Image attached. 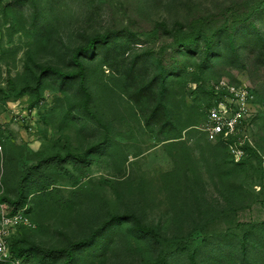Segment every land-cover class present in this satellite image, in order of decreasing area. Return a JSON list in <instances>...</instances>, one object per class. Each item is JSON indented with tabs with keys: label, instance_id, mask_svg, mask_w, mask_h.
Masks as SVG:
<instances>
[{
	"label": "rangeland",
	"instance_id": "obj_1",
	"mask_svg": "<svg viewBox=\"0 0 264 264\" xmlns=\"http://www.w3.org/2000/svg\"><path fill=\"white\" fill-rule=\"evenodd\" d=\"M108 33L83 56L94 117L77 80L41 69L71 71L73 53ZM253 34L264 40V0H0V227L35 169L10 249L25 264H64L36 248L80 242L115 215L127 220L73 264H264V52L245 44ZM221 82L255 97L256 148L241 165L204 131ZM159 104L164 127L146 123Z\"/></svg>",
	"mask_w": 264,
	"mask_h": 264
},
{
	"label": "trees",
	"instance_id": "obj_2",
	"mask_svg": "<svg viewBox=\"0 0 264 264\" xmlns=\"http://www.w3.org/2000/svg\"><path fill=\"white\" fill-rule=\"evenodd\" d=\"M110 37H111V33H108L106 35H94L92 38L88 39L87 43L84 46L79 47L73 53L71 65L74 66V69H72L71 71L64 72L62 70L55 69L52 67H45L41 69L42 76L48 75V74H54L56 76H59L60 79L62 80H77L79 84V88L84 96L83 102H82V110L85 114L89 116L95 117V115L91 112L89 108V103L91 100V93L86 86V75H87L88 69L85 67L83 63V56H89L92 58L100 48H105V46L109 44ZM230 44L234 50H237V45L233 38L230 40ZM245 44L256 50L264 52V40L257 34H253L252 36L247 37ZM159 64H160V75L158 79L161 80L163 83H165L164 80L168 76L167 75L168 71L163 66L162 61L159 60L158 65ZM144 90H145L144 88H141L138 90V93L141 95ZM213 105L214 103L211 105V107ZM146 123L147 124H159L162 127L166 126L168 124L167 107L162 104L155 106L152 109L150 115L147 117ZM218 144H220L223 147V149L226 150L228 153V148L224 144L222 143H218ZM255 148L256 147H253L248 150V156H249V151ZM228 155L231 161L237 165H241L248 158L247 156V158L243 162L235 163L229 153ZM73 160H76L82 164H85V161H81L76 158ZM61 162L62 161L58 159L55 161L56 164L61 163ZM34 170H35L34 168H29L27 170L26 174L24 175V179L22 180L21 185H20V194H19L18 199L16 201H10V204L13 207L12 215L19 213L21 209L26 207L27 197L25 193V186H26L27 181H29V178L31 177V175H33ZM126 220H127L126 217H120V216L113 215L100 228H98L91 236L83 239L80 242L71 243L69 246L65 248H61V249H47V248H42V247H37L36 249L41 256V259H43L44 261L52 262V261H57V260H63L64 264H73L76 259V252L86 247L93 246V244L96 241V238L99 235H101L102 232L108 226L113 225V224L122 225L124 224ZM138 227L144 233L155 234L154 228H144L140 225ZM10 250H11L13 257L21 259L20 258L21 256L18 254L15 247L11 248ZM161 263H162L161 260H157L154 262H147L145 264H161ZM0 264H3V263H0Z\"/></svg>",
	"mask_w": 264,
	"mask_h": 264
},
{
	"label": "built area",
	"instance_id": "obj_3",
	"mask_svg": "<svg viewBox=\"0 0 264 264\" xmlns=\"http://www.w3.org/2000/svg\"><path fill=\"white\" fill-rule=\"evenodd\" d=\"M218 101L208 110L207 123L204 128L207 138L215 143H222L235 163L243 162L248 150L255 147L247 133L248 118L255 100L252 92L242 86H228L224 82L215 87ZM24 219L20 213L3 216L0 227V263L25 264L13 257L7 241L9 230L20 225Z\"/></svg>",
	"mask_w": 264,
	"mask_h": 264
}]
</instances>
